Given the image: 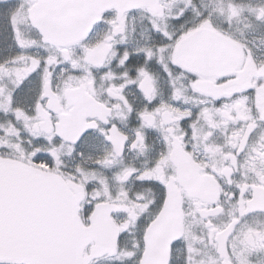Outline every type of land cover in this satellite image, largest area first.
<instances>
[{"label":"snow or ice","instance_id":"obj_1","mask_svg":"<svg viewBox=\"0 0 264 264\" xmlns=\"http://www.w3.org/2000/svg\"><path fill=\"white\" fill-rule=\"evenodd\" d=\"M0 264H264V0H0Z\"/></svg>","mask_w":264,"mask_h":264}]
</instances>
